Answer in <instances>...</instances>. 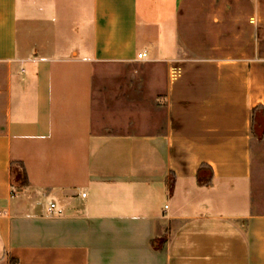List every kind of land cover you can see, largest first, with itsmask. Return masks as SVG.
Returning a JSON list of instances; mask_svg holds the SVG:
<instances>
[{
    "label": "crops",
    "instance_id": "0c3cea01",
    "mask_svg": "<svg viewBox=\"0 0 264 264\" xmlns=\"http://www.w3.org/2000/svg\"><path fill=\"white\" fill-rule=\"evenodd\" d=\"M258 106L264 0H0V264H264Z\"/></svg>",
    "mask_w": 264,
    "mask_h": 264
},
{
    "label": "trees",
    "instance_id": "16d2710c",
    "mask_svg": "<svg viewBox=\"0 0 264 264\" xmlns=\"http://www.w3.org/2000/svg\"><path fill=\"white\" fill-rule=\"evenodd\" d=\"M251 124H252V128L253 127H260L261 128V133L260 136H262L263 132H264V109L261 106H258L256 108H254L251 112ZM19 183L21 186L26 185V180H25V173L22 172L19 175ZM163 243V239H154L152 240V246L154 247V249H159L160 246Z\"/></svg>",
    "mask_w": 264,
    "mask_h": 264
},
{
    "label": "built area",
    "instance_id": "2783aa9c",
    "mask_svg": "<svg viewBox=\"0 0 264 264\" xmlns=\"http://www.w3.org/2000/svg\"><path fill=\"white\" fill-rule=\"evenodd\" d=\"M145 56H146L145 53H140V54L137 55V58H138V59H144ZM82 196H84V194H82ZM53 207H54V205H51V208H53Z\"/></svg>",
    "mask_w": 264,
    "mask_h": 264
},
{
    "label": "rangeland",
    "instance_id": "374dc122",
    "mask_svg": "<svg viewBox=\"0 0 264 264\" xmlns=\"http://www.w3.org/2000/svg\"><path fill=\"white\" fill-rule=\"evenodd\" d=\"M257 128H258V127H257ZM258 132L261 133V128H260V127L258 128Z\"/></svg>",
    "mask_w": 264,
    "mask_h": 264
}]
</instances>
